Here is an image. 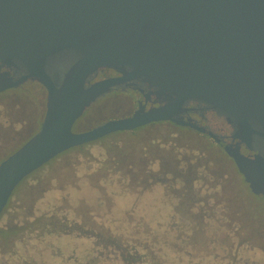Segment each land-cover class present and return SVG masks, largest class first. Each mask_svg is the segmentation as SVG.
<instances>
[{"label": "water", "instance_id": "obj_1", "mask_svg": "<svg viewBox=\"0 0 264 264\" xmlns=\"http://www.w3.org/2000/svg\"><path fill=\"white\" fill-rule=\"evenodd\" d=\"M65 49L79 57L58 83L46 63ZM17 62L25 73L0 70V93L37 82L45 110L38 130L0 162V214L25 177L71 148L161 121L200 130L181 116L186 99L241 128L264 121V0H0V63ZM103 68L120 75L91 82ZM131 80L153 87L163 104L145 109L144 94L132 114L72 130L98 97ZM225 151L264 197V159Z\"/></svg>", "mask_w": 264, "mask_h": 264}, {"label": "trees", "instance_id": "obj_2", "mask_svg": "<svg viewBox=\"0 0 264 264\" xmlns=\"http://www.w3.org/2000/svg\"><path fill=\"white\" fill-rule=\"evenodd\" d=\"M78 57L74 50H69L67 54L48 58L46 71L53 79H58L59 83L64 72ZM17 63L23 69L22 64ZM37 85L35 82H27L14 91L21 94L18 98L26 94L36 101L39 93ZM26 86L34 88L36 94H27ZM157 124L160 123L137 128L131 133ZM119 133L124 132L117 134ZM90 143L62 152L15 187L0 214V222L5 219L0 224V264H201L203 258L209 254L213 259L211 264H219L222 257L226 258L222 256V246H216V239L209 240L211 248H208V243H202L195 238L203 231L208 215L202 206L196 212L191 211L196 205L203 203L201 193L197 194L191 189L195 181L192 170L196 171L193 164H190L192 158L186 151H179L175 144L166 145L162 140L157 139L156 143L152 140V145L145 142L138 152L133 150L128 155L126 150L118 149L117 146L107 147L113 154L112 160H105L103 163L104 166L111 163L114 171L120 173L118 179L113 181L116 182L113 183L115 188H121L128 183L120 181L122 177H129L128 185L135 192L143 193L148 188L158 189V184L164 186L167 194L172 196L170 198L164 191L160 192L167 205L160 221L157 215L150 213L149 216L147 212H137L135 203L122 205V199L134 196L127 192L118 193L115 188L112 189V199L110 198L114 205L110 211L107 210L110 199L107 196L109 194L106 182L111 180L107 181L105 175L98 182L99 188L96 184L85 181L90 188L89 197L82 196V187L76 182L55 187L58 195L48 205L49 211L44 213L34 214L32 211L33 202L47 190L40 179H35L30 185L37 190L34 198L31 192L25 197L16 198L20 187L40 175L44 168L50 167L64 154L82 150ZM155 161L159 162L158 170L150 167ZM174 173L176 175L173 177ZM177 183L179 187L176 188ZM67 186L70 188L67 189ZM174 199L178 201L175 209ZM123 206H129L128 210H124ZM93 209L96 211L92 212ZM98 211L99 216L96 215ZM86 212L92 217L91 222L84 216ZM66 238L85 244L77 250L74 245L64 242ZM60 239L63 242H58ZM199 244L205 251L195 249ZM225 253L228 255L229 251Z\"/></svg>", "mask_w": 264, "mask_h": 264}, {"label": "rangeland", "instance_id": "obj_3", "mask_svg": "<svg viewBox=\"0 0 264 264\" xmlns=\"http://www.w3.org/2000/svg\"><path fill=\"white\" fill-rule=\"evenodd\" d=\"M26 89L27 94H36L34 88L26 86ZM20 96L21 94H19L17 90H10L1 95L0 115H10V109H12L11 106H16L17 103V101L14 100V97L17 100V98ZM21 99L18 103L22 104L25 102L26 104L25 108L23 109L22 115L27 113V117L29 118V120H27V122L25 121L26 124H24V122H22L24 121L23 118L17 117L14 120L8 116L9 118L6 119L5 125L8 126L9 122H12L13 120L15 121V126L18 127L19 125L20 128L17 131L8 130L6 131V133H0V160L7 157L9 153L15 150L19 145H21V143H23V141H25L27 137L35 133L41 123L45 110V93L43 94V91H40L37 95L36 101H33L28 95H22ZM112 102L113 100L109 96L100 98L92 105V107L88 108L89 110H85L83 115L74 123L72 130L74 132H77L89 129L93 126H96L103 120L111 119L115 115L123 113L127 109V107H125V109L120 108L119 110L115 111L114 108L120 101H116L114 104H112ZM132 131H124V133L119 134H117L118 132L112 133L104 139L97 140L88 144L82 150H75L64 154L62 157L57 159L50 167L44 168L43 171L40 172V175H37L27 183H24L20 187L16 198L25 197L30 192L32 198H34L37 195V190L35 191L30 187V185H32V182L35 179H40L43 182V186L47 187V190L40 198L36 199L33 202L32 211L34 212V214L44 213L46 212V210L49 211L48 205H50L52 199L58 195L56 193L57 190L55 187L64 184H73L76 182V184H80V186L82 187V196L89 197L91 195L89 191L90 188L88 185H86L85 181H87V183L89 184H96L95 186H98L99 188L98 182H100L101 179H104L102 178V176L105 175L107 181L111 180V182H106L109 194L107 196L109 197V199H112V189H117L118 193L127 192L134 197L122 199L120 201L122 205L135 203L137 212H147L149 213V216L151 214L157 215V219L160 221V218H163L164 212L167 210L165 199L162 198L160 192L164 191L165 195L170 198L172 195L169 196L164 186L160 184H158V189L154 188L150 190L148 188L144 190L146 192L143 191V193L135 192L134 189H132L128 185L129 177H122V180L120 179V181L128 182L125 186H121V188H115V185L113 183L116 182L113 181L115 179H118V175H120V173L114 171L115 169L111 165V163L110 165H103L105 160L109 162L112 160L111 158L113 154L108 150V148L117 146L118 149L126 150V154L128 155L133 150H136L138 152L141 145L145 142L151 144L152 140H154V143H156L158 139L165 142L166 145H168V143L175 144L179 151L185 152V149H192V151L188 150V154L190 155L197 154L200 148L202 149L204 154H206L205 156H211L214 159V162L220 159L219 156H221L211 154L209 152L212 151L210 148L207 149L203 145V143L195 142L194 138L189 136L187 132L183 130H174L172 128H169L165 124H157L155 126H150L145 129L143 128L131 133ZM150 167L153 170H158L159 162H153ZM136 171L138 172L137 169ZM227 173L228 174L226 175H229L228 177H233L232 179H234V173L232 172V170H228ZM195 185L196 188H198L199 185L201 186V182L197 181ZM235 186H237V183L234 184L233 181L225 182L221 191H219L220 189L218 190L219 194H216V197L214 196V190L206 191L203 188L200 194V198L203 199L206 196L210 195L213 198L211 199V201H209V205L213 206L217 204V206H215L216 209H213L214 213H212L211 210L210 212L208 210L206 211V215H208V217H206L205 219L206 224L203 227V231L199 232L195 236V238L197 239V241H202V243L204 242L205 244L208 243L211 238L216 239V246H222L221 249L224 250V254L222 253V256H226L227 258L226 259L225 257H222L219 264H264V238H260L257 232L252 231L253 229L250 228L248 224H246L245 218L243 217V211L241 210V208H239L241 200L237 198H235L236 200L233 199ZM124 187L128 188L125 189ZM177 187H179V184L176 186V188ZM69 188L70 187H68L67 189ZM239 188L243 190L244 186L240 184ZM212 193L214 194L212 195ZM82 196L79 197L81 198ZM135 198H137V200ZM111 199L107 202L106 206L107 210L109 211L114 205L111 202ZM177 202V199L173 200L174 209ZM203 205L204 203H202V205L201 203H199L195 208H192L191 211L196 212L197 209L201 206L203 207ZM209 205H207V207H209ZM251 205L255 206L258 212L264 213L263 201H251ZM128 207L123 206V208H125L124 210H128ZM91 211L93 212L96 210L93 209ZM86 213L87 214H85L84 216H86L88 222H91V216L88 214V212ZM99 213L100 211H98L96 215L99 216ZM4 220H1L0 224L3 223ZM58 242L61 243L63 242V240L60 239V241ZM64 242H69L71 246L74 245L77 250L85 244V242H78L74 241V239L67 238ZM201 244H199V246L195 249L203 252L205 250L201 249ZM206 245H208V248H211V245L209 243ZM227 251H229L228 255H226L227 253H225ZM202 255L205 256V254ZM209 255H206L205 259L203 258L201 264L212 263L213 259ZM194 262H197V260H195Z\"/></svg>", "mask_w": 264, "mask_h": 264}, {"label": "flooded vegetation", "instance_id": "obj_4", "mask_svg": "<svg viewBox=\"0 0 264 264\" xmlns=\"http://www.w3.org/2000/svg\"><path fill=\"white\" fill-rule=\"evenodd\" d=\"M68 51L69 49L62 50L50 56L49 58L67 54ZM0 70H9L11 75H13L15 78L25 73L24 67L23 69H21L19 64L16 67H6L0 63ZM119 75L120 74L113 69L103 68L94 72L89 77V80L93 82L99 79L115 77ZM55 81L58 82V79L55 78ZM27 82L31 81H26L18 87L3 91L0 93V96L5 94L7 91L22 87ZM35 83L38 84L37 90L39 92L43 91V94L45 93L46 97L44 87L37 82ZM140 89L143 92H141ZM154 90L155 89L153 87L147 86L141 80H131L112 87L107 93L98 97L95 102H97L100 98L109 96L113 100L112 104H114L116 101H120L118 105L115 106V111L119 110L120 108L125 109V107H127V109L123 113L115 115L112 118L128 116L137 109L138 103L141 102L142 104H144V94L149 95L147 102L145 103V109L149 108L150 106H158L160 104H163L164 101L162 99L156 100V97L152 94ZM20 99L21 98H17L16 100V98L14 97V100L17 101L16 106L18 108L16 106H11L12 109H10V115H0V133H6V131L8 130L17 131L20 128L19 125L18 127L15 126L16 124H14L15 121L13 120L12 122H9L8 126L5 125L6 119H8L9 117L14 120L17 117L23 118L24 121L22 122H24V124H26L27 120H29V118L27 117V113L22 115L23 109L25 108L26 104L25 102L22 104L18 103L20 102ZM94 103H92V105ZM92 105L90 107H92ZM183 108L186 109L181 113L183 119L188 121L190 124L200 128V130L191 126L176 125L171 121H161L155 123L165 124L169 128H172L174 130H183L187 132L189 136L194 138L195 142L203 143V145L207 149L210 148L212 150L209 151L211 154H215L218 156L221 155L219 156L220 159L214 162V159L211 156H205L206 154H204L202 149H200L199 147V152L197 154H194L195 156L189 154V157L192 158L190 164H193V167L196 168V171L192 170V178L195 180L191 185L192 191H196V193L199 194L201 193L203 188L206 191L214 190V196L216 197V194H219V191H221L225 182L233 181L234 184L237 183V186H235L233 199L236 200L235 198H237L241 200L239 208H241V210L243 211V217L245 218L246 224H248L249 227L253 229L252 231L257 232L260 238H264V213L258 212L257 208L251 205V201L255 200L264 202V197L262 194H256L250 189L249 184L244 180L243 174L238 170L235 161L225 151V148L227 147L229 149L237 151L240 155L247 159H255L256 156L264 159V121H256L250 119L249 128H241L239 122L233 116L221 110L215 109L209 104L197 99H186L183 102ZM106 120H103L98 124ZM150 124H147L145 126H148ZM188 150L192 151V149ZM188 150L185 149L186 153H188ZM228 170H232V172L234 173V179H232L233 177L231 178L228 177L229 175H226L228 174ZM175 175L176 174L174 173L173 177ZM197 181L201 182V186L199 185L198 188H196L195 185ZM240 184L244 186L243 190L239 188ZM214 193H212V195ZM212 198V196L208 195L202 199L204 203L203 208L205 209V211L208 210L210 212L211 210V212L214 213L213 209H216L215 206H217V204L213 206L209 205V201H211ZM207 205H209V207H207Z\"/></svg>", "mask_w": 264, "mask_h": 264}]
</instances>
